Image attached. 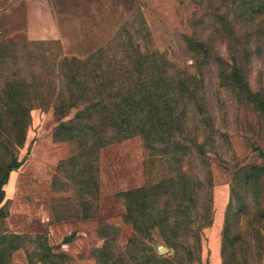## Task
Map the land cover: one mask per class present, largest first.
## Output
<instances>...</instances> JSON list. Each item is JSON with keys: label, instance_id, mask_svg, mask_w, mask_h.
<instances>
[{"label": "rangeland", "instance_id": "1", "mask_svg": "<svg viewBox=\"0 0 264 264\" xmlns=\"http://www.w3.org/2000/svg\"><path fill=\"white\" fill-rule=\"evenodd\" d=\"M263 30L230 0H0V264H264ZM165 70L199 85L185 175L83 114Z\"/></svg>", "mask_w": 264, "mask_h": 264}, {"label": "trees", "instance_id": "2", "mask_svg": "<svg viewBox=\"0 0 264 264\" xmlns=\"http://www.w3.org/2000/svg\"><path fill=\"white\" fill-rule=\"evenodd\" d=\"M230 1L233 15L237 19L250 23L261 22L264 19V0ZM261 34L264 37V30ZM204 48L202 46L200 49L204 51ZM233 73L237 76L240 71L234 67ZM182 74L177 75L165 70L157 78L137 82H120L115 92L89 96L90 99L84 107L83 114L87 119L98 118L97 120L101 122L100 132L102 134L99 138L101 147L140 135L145 140L148 149H152L157 145V139L161 141L167 139L166 142L171 150L164 154L178 156L179 170L184 175L189 172L191 166L188 160L194 159L192 148L195 146L193 142L191 144L183 142V139L190 135L191 130L188 131L186 126H182L180 110L183 96L186 95L189 100L186 106L191 108L192 101L197 97L199 85L194 76L186 72ZM225 75L228 76V72ZM107 84L109 83L98 81L93 83L90 89L101 91L109 87ZM196 164L198 166L197 177L204 179L208 175L206 173L208 163L197 159ZM19 166L17 162L9 166L3 184L7 182L10 173ZM195 184L199 190L204 188V184L200 181ZM173 187L174 184H172ZM2 200L1 196L0 203ZM201 223L200 221L198 229H202ZM171 230L170 233H172ZM165 242L173 246L175 256L179 257L178 245L172 241L165 240ZM148 248L152 251L151 246Z\"/></svg>", "mask_w": 264, "mask_h": 264}]
</instances>
